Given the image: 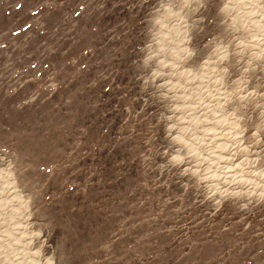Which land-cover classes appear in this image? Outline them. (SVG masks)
<instances>
[{"label":"rangeland","instance_id":"obj_1","mask_svg":"<svg viewBox=\"0 0 264 264\" xmlns=\"http://www.w3.org/2000/svg\"><path fill=\"white\" fill-rule=\"evenodd\" d=\"M0 264H264V0H0Z\"/></svg>","mask_w":264,"mask_h":264}]
</instances>
